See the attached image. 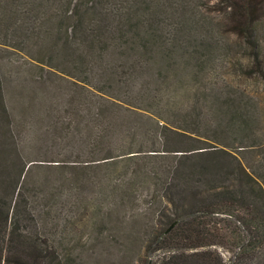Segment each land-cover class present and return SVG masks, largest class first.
Masks as SVG:
<instances>
[{
    "label": "trees",
    "instance_id": "16d2710c",
    "mask_svg": "<svg viewBox=\"0 0 264 264\" xmlns=\"http://www.w3.org/2000/svg\"><path fill=\"white\" fill-rule=\"evenodd\" d=\"M211 5L0 0V264H81L135 196L143 264H264V0ZM221 49L254 80H205Z\"/></svg>",
    "mask_w": 264,
    "mask_h": 264
},
{
    "label": "rangeland",
    "instance_id": "374dc122",
    "mask_svg": "<svg viewBox=\"0 0 264 264\" xmlns=\"http://www.w3.org/2000/svg\"><path fill=\"white\" fill-rule=\"evenodd\" d=\"M187 1L199 5L206 12L211 14L213 13L216 17V8L214 5H211L214 0H207V7L199 0ZM219 28L220 34L218 37L221 39L222 44H226L228 42L230 43L234 40L233 36L229 32H224L220 26L214 27L216 30ZM21 53L22 52L17 49H12L6 52L5 58H9L10 61L17 63V65H23L24 69L30 68L32 75L28 72L22 73L23 77H30L28 80H74L72 77L30 58L28 59L31 60V62L29 61L26 63V60L21 57ZM232 57V52H227L225 49H221L218 53H216L210 62L211 65L209 70L207 68L205 80H254L248 79L241 74H235L234 68L228 63V60H231ZM13 73H17V71H14ZM212 75L215 76L211 77ZM15 79L16 78L13 77L10 80ZM11 88H14V86H11ZM15 94H18V92L15 91ZM8 95L10 96L11 92H9ZM152 211H154L152 201L148 199V197L142 198L139 196L132 198L130 203L123 207L121 211L120 209H117V215L115 214L114 216V221L116 220L114 223L115 228L110 227V229H106L103 234H99V231H97L96 233L98 234L82 239L81 244L77 246L80 252L78 257L81 260H79L81 264H143L147 256L145 251L147 238L144 228L140 226L136 235L124 237L126 235L125 232L127 228H130L121 222V218L129 220L137 218V216L141 213H144L146 218V216L150 215ZM218 250L222 253L226 260L229 258L230 252L225 250L223 247H218ZM154 254V251L149 253V260L153 258Z\"/></svg>",
    "mask_w": 264,
    "mask_h": 264
}]
</instances>
